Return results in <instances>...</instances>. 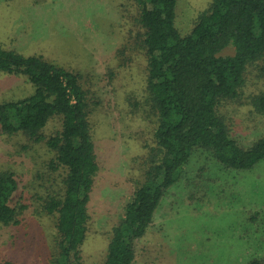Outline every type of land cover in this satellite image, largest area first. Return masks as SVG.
I'll return each instance as SVG.
<instances>
[{"label":"rangeland","instance_id":"374dc122","mask_svg":"<svg viewBox=\"0 0 264 264\" xmlns=\"http://www.w3.org/2000/svg\"><path fill=\"white\" fill-rule=\"evenodd\" d=\"M210 2L177 1L182 35ZM138 14L133 0H0V45L79 73L88 92L99 171L88 203L85 264L102 263L112 229L142 179L139 163L155 146L152 114L142 105L147 72ZM33 90L24 76L0 72V103ZM263 93L264 72L255 62L247 67L241 97L221 108L232 136L246 146L264 135V113L251 102ZM60 126L53 118L43 132L49 136ZM51 157L44 142L0 127V171H13L18 181L11 204L27 205L18 224H0V264H53L58 254L56 215L44 213L41 200L50 191ZM256 258H264V159L238 170L196 148L162 197L134 264H250Z\"/></svg>","mask_w":264,"mask_h":264},{"label":"trees","instance_id":"16d2710c","mask_svg":"<svg viewBox=\"0 0 264 264\" xmlns=\"http://www.w3.org/2000/svg\"><path fill=\"white\" fill-rule=\"evenodd\" d=\"M133 1L143 29L139 45L146 54L147 93L141 103L152 114L155 146L139 163L142 179L112 229L101 264L135 263L137 244L196 148L211 151L221 164L238 170L251 169L264 159V135L249 146L242 144L221 112L227 101L241 97L249 65L259 62L264 72V0H211L184 35L175 25L178 0ZM228 47L233 53L224 55ZM0 72L24 76L34 88L28 96L0 103L2 132H21L44 142L53 153L50 191L41 198L43 212L56 215L58 254L53 264H85L81 253L99 163L81 75L42 55L27 56L1 45ZM251 102L264 113V93ZM53 118H59L61 126L46 136L44 128ZM17 188L14 172L0 171L2 225L18 224L27 208L11 204ZM250 264H264V258Z\"/></svg>","mask_w":264,"mask_h":264}]
</instances>
